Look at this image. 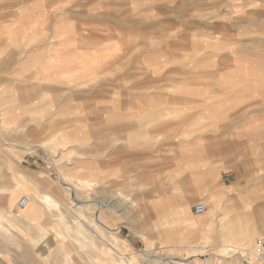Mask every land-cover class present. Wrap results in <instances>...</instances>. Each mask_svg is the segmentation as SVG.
<instances>
[{
	"label": "rangeland",
	"instance_id": "374dc122",
	"mask_svg": "<svg viewBox=\"0 0 264 264\" xmlns=\"http://www.w3.org/2000/svg\"><path fill=\"white\" fill-rule=\"evenodd\" d=\"M28 4L36 8L0 18L1 83L11 87L8 93L18 89L14 96H43L50 103L45 112L43 104L13 106L15 127L3 135L9 132L5 139L12 144L32 142L44 149L32 156L45 165L50 158L51 182L84 208L79 215L63 207H70L67 203H57L53 214L63 219L65 230L60 233L51 224V236L66 256L56 252L55 243L48 253L57 264H250L253 234L245 258L238 253L224 257L219 248L243 243L239 231L251 230L245 220L219 219L216 211L189 214L196 204L209 202V187L193 176L199 170H193V154L185 149L187 132L207 119L195 109L213 110L215 132L239 127L241 102L255 103L246 107L256 119L264 112V0H25ZM28 11L33 19L22 24L14 40L1 32L10 26L4 22ZM28 49L37 50V56L51 54L48 75L39 74L42 66L25 63L24 56L11 67L8 53ZM62 50L73 55L64 57L68 64L59 68ZM37 56L32 59L42 61ZM87 63L94 65L92 80L80 74ZM106 114H115L120 128L98 133L97 125L106 122L98 119ZM34 116L39 118L29 120ZM124 123L130 132L122 130ZM190 138L202 146V137ZM139 141H147L142 148L148 151L128 152ZM108 168L112 175L106 178ZM63 178L91 186L77 191ZM172 210L181 216H168ZM79 233L102 254L75 245ZM202 246L207 251L200 252ZM0 264L41 260L20 236L10 243L0 240Z\"/></svg>",
	"mask_w": 264,
	"mask_h": 264
},
{
	"label": "crops",
	"instance_id": "0c3cea01",
	"mask_svg": "<svg viewBox=\"0 0 264 264\" xmlns=\"http://www.w3.org/2000/svg\"><path fill=\"white\" fill-rule=\"evenodd\" d=\"M29 7L31 8L32 6H29V4L25 6V0H0V18L15 12L18 14L22 9H28ZM35 8L33 6L31 9ZM22 13L25 12L22 11ZM30 14L28 11L25 15L20 16V21L18 17H12L10 23L7 21L4 22L5 25L10 26H6L5 29L1 28V32L5 31L6 34H10L9 38L14 40V37H17L19 34L20 27H23L22 24H28L33 19L32 14ZM31 23L33 25L34 21ZM32 30L33 28L29 31ZM36 54L37 50L32 49L21 51V53L19 50H11L8 53V56L11 58L10 65L13 67L14 64L20 61L18 58L24 56L27 58L25 63H29L35 68L42 66L40 69L42 73L39 74H43L44 77L49 74V69L52 67L48 60L51 54L47 52L39 54L38 56ZM72 55L71 51L62 50L57 55L62 57L60 58L58 67H66L65 65L68 62L67 58L64 57ZM36 56L42 58V61L40 59H32ZM57 62L58 60L55 63L57 64ZM56 64L53 66H56ZM87 65L85 70L81 71L80 74H82L83 78L92 80L94 65L93 63H87ZM69 71L71 70L69 69ZM259 73L263 72L261 71ZM82 79L80 76L76 82L80 83ZM238 79V82L243 81L242 76ZM3 80V78H0V240L10 243L21 236V238H25L26 241L33 244L35 257L41 260V264H57V259L48 252L55 243H58L56 244V252H60L64 256L65 252L62 251L63 245L57 241H53L48 246L36 240V238L41 235L51 236V224L49 220L51 216L55 217V214L52 215L45 208V200L52 198L58 204L63 202L67 203L69 200L68 196L65 192L58 190L57 187L64 189L60 184L51 182L52 179L47 170L50 166V158L47 159L49 163L45 165V160L32 156L35 152H42L43 154L45 152L44 149L35 146L32 142H30L31 144L24 145L12 144V140L5 139V136H11L9 132L3 135L4 129L7 130L15 127L13 120L10 119L13 114L14 116L17 114L13 106L23 103L43 104L41 109L45 112L48 109L47 104L50 102L48 98L43 96H14L12 93H15L18 89L16 88L17 90L14 92L8 93L11 87L1 83ZM187 100H194V98H188ZM194 103L207 105V102L196 101ZM241 104L243 106L238 110L244 113V117L239 122V127H224V129H218L216 132L215 128L217 123L214 122L215 120L211 121V113L213 110L208 107L195 109L196 111L202 110L203 118L206 116L207 119L198 122V124H201L200 128H196L198 130L193 129L192 132H187L188 140L186 141L185 150L193 154L191 161L193 170H199L193 171V176L202 179L203 184L209 187V202H203V205L208 208L209 212L216 211L219 219L226 217L234 221L237 217L242 222L245 220L254 235V245L256 238L264 236V112H260L259 118L256 119V116H254L255 112L252 110L251 112L250 108L246 107L247 105L255 103L241 102ZM105 117V119H98L106 121V124L101 123L97 125L98 133H103V131L111 133L115 131L116 127L120 128V125L115 123V114H106ZM38 118L39 116H34V118L30 117L29 120H37ZM198 124L196 123L197 126ZM122 130L130 132V125L124 123ZM138 135L141 136L143 133H139ZM190 137H192V140L197 137H202V146L190 143ZM146 143L147 141H139L138 144L134 143L133 145L137 149L131 148L132 146L130 144L128 152H146L148 150L142 148ZM170 143L177 144V140L171 139ZM110 146H108L107 150L113 151V148H110ZM199 153L202 154L201 157L198 155ZM216 154L219 155L217 156ZM110 159H112L111 156ZM1 168H4L6 173H2ZM111 170L108 168L103 172L104 177H110L112 175ZM58 174L61 175L60 173ZM24 197L28 200L27 208L21 211L14 209L16 203ZM161 211L158 210L157 214L165 217ZM176 212L177 210H172V214L168 216H181V214L179 215ZM189 214L195 216L202 215L195 214V212L192 214L191 211H189ZM44 215H49L48 219H43ZM12 232L16 233V237L13 236ZM29 234L32 235L29 236ZM216 246L211 245V247Z\"/></svg>",
	"mask_w": 264,
	"mask_h": 264
},
{
	"label": "bare ground",
	"instance_id": "6f19581e",
	"mask_svg": "<svg viewBox=\"0 0 264 264\" xmlns=\"http://www.w3.org/2000/svg\"><path fill=\"white\" fill-rule=\"evenodd\" d=\"M63 181H65L68 186H70L72 188H75L77 191L82 190L84 188H90V186H91L87 182H77L76 183V182H72V181H69V180L64 179V178H63ZM57 188H58V190L63 191V192L66 193L65 189H62L61 187H57ZM25 199L27 200V198H25ZM67 204L70 207H66V206H63V207L69 208L70 210H73V212H75V213H77L79 215H84L85 211H84V208L82 206L74 205L70 201H67ZM27 205H28V200H27V204L25 205L24 208H27L26 207ZM155 207L156 206L153 207V210L158 213L157 207L156 208ZM24 208H22V209H24ZM45 208L53 215V213L56 212V210H57V208H59V206L57 205V203L52 198H47L45 200ZM22 209H19V210L21 211ZM8 211H9V209H8ZM208 212H209V210H208V208H206V211L201 216H205ZM49 221H50V224H52V226H56V228L58 229V231L60 233L64 232V230H65L64 222H63V219L61 217H56L55 218L54 216H51ZM88 222L92 225V219L90 218V210H89ZM76 225L81 226L78 221H76ZM93 229L95 231H97L98 233H102L101 229L99 228V226L96 223H93ZM250 231L251 230H247V231L240 230L239 231L238 235L242 236L241 240L243 242L241 244H238V245H229V244L221 245L219 248L221 249L220 251H221L222 256H224V257L235 256V254L238 253L242 257L245 258L246 245L248 244V241L251 240V235H252V232H250ZM216 234H217V232H216ZM4 237H5V235H4ZM67 237H69V236L63 234V239L67 238ZM113 239L116 240L114 237H113ZM36 240H39V241L45 243L46 245L50 246V244L53 243V241H55V237L54 236H49V235L48 236L41 235L40 237L36 238ZM73 243L75 245H77L81 249L91 248V249H94L96 251L97 255H101L102 254L100 249L97 248L96 245H94V243L92 242L91 238L87 237V235L85 233L84 234L79 233L78 239L73 240ZM198 249H199L200 252H203L204 250L207 251V247L206 246H202V247H200ZM252 249H253V245H252ZM50 253H51V251H50ZM248 253H249V256H250L252 251L248 252Z\"/></svg>",
	"mask_w": 264,
	"mask_h": 264
},
{
	"label": "built area",
	"instance_id": "2783aa9c",
	"mask_svg": "<svg viewBox=\"0 0 264 264\" xmlns=\"http://www.w3.org/2000/svg\"><path fill=\"white\" fill-rule=\"evenodd\" d=\"M27 204L25 198H21L15 205V209H22ZM195 214H203L206 211V207L198 203L193 208ZM250 264H264V236L256 238L253 245V250L251 253V263Z\"/></svg>",
	"mask_w": 264,
	"mask_h": 264
}]
</instances>
